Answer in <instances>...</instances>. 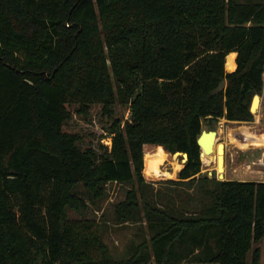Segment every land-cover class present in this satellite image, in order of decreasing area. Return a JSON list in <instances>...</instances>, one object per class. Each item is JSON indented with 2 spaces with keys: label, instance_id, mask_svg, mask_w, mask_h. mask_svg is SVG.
Here are the masks:
<instances>
[{
  "label": "trees",
  "instance_id": "trees-1",
  "mask_svg": "<svg viewBox=\"0 0 264 264\" xmlns=\"http://www.w3.org/2000/svg\"><path fill=\"white\" fill-rule=\"evenodd\" d=\"M263 91L264 0H0V264H172L177 244L196 262L262 264L264 180L201 172L198 138L254 120ZM72 104L101 106L111 147L65 129ZM147 144L188 152L169 182L195 184L194 212L146 180ZM109 182L129 185L117 221L152 231L123 259L88 215Z\"/></svg>",
  "mask_w": 264,
  "mask_h": 264
},
{
  "label": "rangeland",
  "instance_id": "rangeland-1",
  "mask_svg": "<svg viewBox=\"0 0 264 264\" xmlns=\"http://www.w3.org/2000/svg\"><path fill=\"white\" fill-rule=\"evenodd\" d=\"M260 104L255 113V119L252 121H230L222 117L215 125L217 130V142H224L225 151V179H255L264 180V142L257 143L245 142L251 129L262 133L264 132V91L260 95ZM72 117L65 124V129L68 131L79 132L84 138V144L99 147L102 141L101 137L105 136V140H109L110 134L108 126L111 119L103 115L101 106L94 104L89 108L88 113L80 111L77 104L69 106ZM117 113L125 119L130 116L129 109L126 106L116 104ZM250 126V127H248ZM253 127V128H252ZM205 129H209L207 123L204 125ZM104 143V141H102ZM107 144V143H106ZM155 145H145V152L147 148L153 149ZM147 154H156L161 156V164L167 171L173 172L174 176L162 175L160 177L149 176L145 171V156ZM210 160L202 158V171L208 173L212 170L214 176L218 174L217 171V153L210 154ZM182 155L169 154L161 149L146 152L144 155V169L143 174L147 181L152 182L156 187L161 188L168 197V194H173L176 201H185L188 204V209L191 212L195 210V184L188 185L186 183H171L170 179H179V171L183 167ZM176 162L181 163L182 166L176 167ZM129 185L119 182H109L107 185V195L99 202V206L90 204L88 215L96 218L99 222V230L110 247V252L114 258L123 259L136 249L145 239L149 240L152 231L146 220L143 222H118L114 212V203L124 199ZM72 217H77L79 214L70 210ZM262 248L261 262L264 264V238L258 243ZM144 251L153 252L151 246L143 247ZM175 253L180 250L186 254L182 255L181 262L172 264H211L208 262H196L195 255L187 254L185 245L177 244L174 248ZM144 264H156L155 258L152 257L149 262Z\"/></svg>",
  "mask_w": 264,
  "mask_h": 264
},
{
  "label": "water",
  "instance_id": "water-1",
  "mask_svg": "<svg viewBox=\"0 0 264 264\" xmlns=\"http://www.w3.org/2000/svg\"><path fill=\"white\" fill-rule=\"evenodd\" d=\"M261 96L259 94H256L254 96L252 105H251V111L256 113L257 107L260 104ZM217 142V130L215 129H203L202 133L200 134L198 138V143L201 147V157L203 155H210L214 152L215 143ZM217 177L219 179H225L224 178V170H225V143L219 142L217 145ZM174 154L182 155V160L184 162L183 166L185 165L186 161L188 160V152L186 151H176ZM208 174L212 175V170L208 171Z\"/></svg>",
  "mask_w": 264,
  "mask_h": 264
},
{
  "label": "bare ground",
  "instance_id": "bare-ground-1",
  "mask_svg": "<svg viewBox=\"0 0 264 264\" xmlns=\"http://www.w3.org/2000/svg\"><path fill=\"white\" fill-rule=\"evenodd\" d=\"M237 54H238L237 51H232L226 56V69L228 71H233L236 69V67H237V62H236ZM248 127H250V126H248ZM245 142H248V143H252V142L260 143L261 142V143H263L264 142V132L258 133V132L251 129L250 133L248 134L247 140ZM218 143L219 142H216L215 146H214V148H215L214 152H216L217 155H218V151H217ZM212 156L211 155H203V158L205 160H210L209 157H212ZM180 166H182L181 163L176 162V167L179 168ZM145 171L149 176H154V177H160L162 175H167L169 177L174 176V175H172L173 172L167 171L166 169H164L162 167L161 156L156 155V154H147L145 156Z\"/></svg>",
  "mask_w": 264,
  "mask_h": 264
},
{
  "label": "built area",
  "instance_id": "built-area-1",
  "mask_svg": "<svg viewBox=\"0 0 264 264\" xmlns=\"http://www.w3.org/2000/svg\"><path fill=\"white\" fill-rule=\"evenodd\" d=\"M109 136V140H105L106 138H104L105 136H103L102 137V141H104V143L106 144L107 143V145L109 146V147H111L112 146V136L111 135H108ZM264 158H262V160H263Z\"/></svg>",
  "mask_w": 264,
  "mask_h": 264
},
{
  "label": "crops",
  "instance_id": "crops-1",
  "mask_svg": "<svg viewBox=\"0 0 264 264\" xmlns=\"http://www.w3.org/2000/svg\"><path fill=\"white\" fill-rule=\"evenodd\" d=\"M237 62V61H236ZM231 121V120H230Z\"/></svg>",
  "mask_w": 264,
  "mask_h": 264
}]
</instances>
